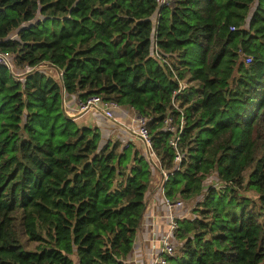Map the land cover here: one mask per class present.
Masks as SVG:
<instances>
[{"label": "trees", "instance_id": "trees-1", "mask_svg": "<svg viewBox=\"0 0 264 264\" xmlns=\"http://www.w3.org/2000/svg\"><path fill=\"white\" fill-rule=\"evenodd\" d=\"M171 1L0 0L13 66L0 68V264H127L155 169L131 146L101 148L63 98L100 96L145 117L151 156L170 171L174 76L190 86L164 194L201 203L168 264H264V0ZM209 178L222 187L204 194Z\"/></svg>", "mask_w": 264, "mask_h": 264}, {"label": "crops", "instance_id": "crops-1", "mask_svg": "<svg viewBox=\"0 0 264 264\" xmlns=\"http://www.w3.org/2000/svg\"><path fill=\"white\" fill-rule=\"evenodd\" d=\"M76 97V95H66L63 98V112L65 110L66 112L73 113ZM134 113L133 109L120 106L119 109L113 111L112 121L103 118L99 112L84 114L77 117L75 121L80 126L88 125L87 127H89L92 125L87 129H96L99 132L100 147L107 141L113 143L119 142L123 146L127 144L141 155L143 152V155L149 161V154L144 143L136 136L138 125L135 122ZM146 203L147 208L141 225L134 238L131 252L126 257L127 264H152L155 255L160 251L161 240L168 230V215L172 214L175 217L183 219L189 216V202H182L180 206L173 209H168L164 204L163 195L160 192V177L158 174L153 175L151 187L146 196ZM169 242L176 248L173 241L170 240Z\"/></svg>", "mask_w": 264, "mask_h": 264}, {"label": "built area", "instance_id": "built-area-1", "mask_svg": "<svg viewBox=\"0 0 264 264\" xmlns=\"http://www.w3.org/2000/svg\"><path fill=\"white\" fill-rule=\"evenodd\" d=\"M157 9L159 10L163 6H172L171 0H155ZM231 32H234V28H230ZM154 55L156 58L161 59L154 47ZM244 63L246 65H250L252 62V58L250 56L245 57L241 55ZM0 68H4L13 73V66L11 62V57L8 54L0 52ZM40 69H50L57 72V69L51 68L49 64H40L37 67ZM174 79L178 82V89L172 95L170 105L173 109L179 112V117L175 120L172 116H166L162 121V130L166 133L170 134V138L168 139L167 145L174 151L173 158V169L170 171H165L160 168L159 161L152 158L151 154V137L149 135L147 129V119L145 117L140 116L137 112L134 113L135 122L138 125V131L136 132V136L144 143L147 152L149 154V159L151 162V167L155 169L158 176L160 177V192L163 195V202L168 207V209H173L174 207H178L181 205V200L179 199H168L164 194V185L168 182L169 178L173 176L176 171H179L182 162V154L179 151V143L181 142L182 134L186 128V119L182 109L179 108V103L177 97L181 96L184 91L189 89V84L184 81H179L175 76ZM119 105L115 101L105 102L100 96H89L85 99L76 97L73 113L66 112L64 110V115L67 119L71 121H75L77 117H80L84 114L90 112H99L103 118L108 121L113 120V111L119 109ZM129 145H124L123 149H127ZM216 188V187H215ZM183 220V218L175 217L172 214L168 215V230L163 239L161 240V248L158 254L155 255L152 264H168V260L173 258L175 255V247L169 242L170 238L177 233L179 228V223Z\"/></svg>", "mask_w": 264, "mask_h": 264}, {"label": "rangeland", "instance_id": "rangeland-1", "mask_svg": "<svg viewBox=\"0 0 264 264\" xmlns=\"http://www.w3.org/2000/svg\"><path fill=\"white\" fill-rule=\"evenodd\" d=\"M16 75V74H15ZM17 76V75H16ZM91 117V116H90ZM89 117V118H90ZM80 126V125H79ZM88 125H86V126H80V127H82V128H89V127H91L92 125H90L89 127H87ZM115 143H113V142H106V143H104V144H102L101 145V148L102 147H104L105 145H109V146H111V145H114ZM116 144H119V148L117 149V152L119 151H122V147H123V144L122 143H119V142H116ZM142 155H143V152H142ZM155 171V170H154ZM153 174L154 175H156V171L155 172H153ZM247 175H248V173H245L244 175H243V178H244V180L246 181V179H247ZM212 178V177H211ZM211 178H209V179H207V180H205L204 182H203V192H204V194H205V191L207 190V189H209V187H211V186H215L216 185V183H215V180L214 179H211ZM216 187V189H220L222 186H215ZM203 194V195H204ZM240 194L242 195V196H246V197H250L251 199H253L254 201L256 200V195L253 193V192H250V191H245V190H240ZM190 202V210H189V216L188 217H192V213H194V211H197V209H198V204H200L201 202H200V199H195V200H191V201H189ZM200 202V203H199ZM20 239H21V242L23 243V245H24V248H25V250L26 251H29V252H33V251H35L36 250V247L38 246V244H36V243H32V242H29L28 241V238L23 234V232H20ZM172 239H173V237H172ZM172 239H170L171 241H173L174 242V245L175 246H178V242L176 241V240H172ZM177 254V253H176ZM175 254V255H176ZM175 255H174V257H175ZM77 259V257L75 256V255H73V256H71V260H72V264H75L76 263V261H74V260H76Z\"/></svg>", "mask_w": 264, "mask_h": 264}, {"label": "water", "instance_id": "water-1", "mask_svg": "<svg viewBox=\"0 0 264 264\" xmlns=\"http://www.w3.org/2000/svg\"><path fill=\"white\" fill-rule=\"evenodd\" d=\"M51 66V65H50ZM51 68H54L55 69V67L54 66H51ZM149 163L151 164V162H150V159H149Z\"/></svg>", "mask_w": 264, "mask_h": 264}]
</instances>
